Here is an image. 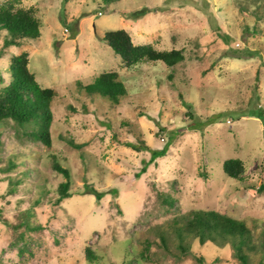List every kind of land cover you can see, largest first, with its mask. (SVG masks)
Wrapping results in <instances>:
<instances>
[{"label": "rangeland", "instance_id": "obj_1", "mask_svg": "<svg viewBox=\"0 0 264 264\" xmlns=\"http://www.w3.org/2000/svg\"><path fill=\"white\" fill-rule=\"evenodd\" d=\"M18 5L32 9L39 36L4 49L0 87L9 56L25 51L29 72L55 94L49 146L0 124V264H178L173 228L201 208L241 219L257 247L248 261L257 264L264 239V0ZM114 29L133 44L179 49L183 59L172 67H124L100 39ZM106 71L125 89L116 103L82 87ZM13 156L16 165L2 171ZM226 158L242 161L241 179L222 172ZM65 180L69 196L56 201ZM190 251L237 264L216 247L193 241ZM182 259L194 264L190 254Z\"/></svg>", "mask_w": 264, "mask_h": 264}, {"label": "trees", "instance_id": "obj_2", "mask_svg": "<svg viewBox=\"0 0 264 264\" xmlns=\"http://www.w3.org/2000/svg\"><path fill=\"white\" fill-rule=\"evenodd\" d=\"M108 1L111 0H101L102 3ZM18 3L19 0H5L0 3V32L3 33L0 56L5 53L4 49L7 46H18L38 39L40 24L37 18L30 7L17 6ZM255 29V27L252 28V33ZM100 39L110 47L113 53L120 58L122 65L127 68L145 61H161L164 65L172 67L183 59L179 49L156 50L150 44H133L130 36L123 29L107 30L100 36ZM27 62V52L25 51L9 56L7 65L9 77L0 87V124L5 127H12L13 134L17 137L49 146L50 126L53 117L50 102L55 92L52 88L41 87L36 82L33 74L27 68ZM82 87L86 93H97L114 103L117 102L119 96L125 93L122 83L117 80L115 71L101 72L93 78L92 82ZM68 144L79 147L72 141H68ZM15 158L16 156L9 158L2 171L6 172L14 167L17 163ZM52 166L63 176L68 177L66 168L61 167L56 162ZM221 168L227 177L236 180L241 179L244 171L242 161L239 158L224 159ZM29 172L30 169H25L19 174L23 178ZM20 179L18 177L15 183L17 184ZM14 189V187H9L7 192L12 193ZM67 189V180L58 183L56 201L69 196ZM91 191L95 198H99L102 193L93 188ZM26 227H28L27 223ZM36 227L30 226L29 229H36ZM173 229L176 237L175 247L179 250L174 257L177 259L175 263L178 264L184 260L182 258L186 257L187 254L193 257L194 264H215L220 261L219 255L206 260L202 254L191 252L190 246L193 241L201 247L212 246L218 250L228 251L230 256L236 258L237 264H250L248 256L256 253L253 251L257 250L256 245L252 242L250 229L241 219L213 209L193 210L181 226ZM159 237L162 245L165 246L163 234H160ZM262 237L264 238V234ZM260 244L258 248L260 257L257 264H264V239ZM84 252L89 260L94 258L93 252L87 247L84 248ZM226 260L228 259H225L224 263Z\"/></svg>", "mask_w": 264, "mask_h": 264}]
</instances>
